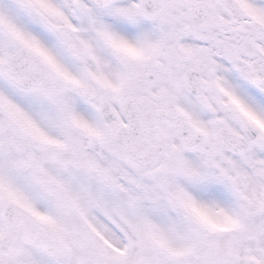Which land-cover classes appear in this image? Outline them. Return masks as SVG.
Listing matches in <instances>:
<instances>
[{
    "label": "snow or ice",
    "instance_id": "obj_1",
    "mask_svg": "<svg viewBox=\"0 0 264 264\" xmlns=\"http://www.w3.org/2000/svg\"><path fill=\"white\" fill-rule=\"evenodd\" d=\"M0 264H264V0H0Z\"/></svg>",
    "mask_w": 264,
    "mask_h": 264
}]
</instances>
